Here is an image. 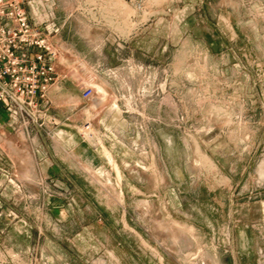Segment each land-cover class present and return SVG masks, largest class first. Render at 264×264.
Instances as JSON below:
<instances>
[{
    "label": "rangeland",
    "instance_id": "obj_1",
    "mask_svg": "<svg viewBox=\"0 0 264 264\" xmlns=\"http://www.w3.org/2000/svg\"><path fill=\"white\" fill-rule=\"evenodd\" d=\"M25 9L70 89L37 140L5 119L0 264H264V0Z\"/></svg>",
    "mask_w": 264,
    "mask_h": 264
},
{
    "label": "built area",
    "instance_id": "obj_2",
    "mask_svg": "<svg viewBox=\"0 0 264 264\" xmlns=\"http://www.w3.org/2000/svg\"><path fill=\"white\" fill-rule=\"evenodd\" d=\"M30 1L0 0V110L26 132L42 128L45 121L55 123L45 109L47 93L68 76L59 66L65 49L52 39L59 27L35 20L25 9ZM93 93V87L84 86L81 97L88 99ZM77 130L89 136L91 123Z\"/></svg>",
    "mask_w": 264,
    "mask_h": 264
},
{
    "label": "crops",
    "instance_id": "obj_3",
    "mask_svg": "<svg viewBox=\"0 0 264 264\" xmlns=\"http://www.w3.org/2000/svg\"><path fill=\"white\" fill-rule=\"evenodd\" d=\"M36 1H37V0H31V1H30V6H32V8L35 6V2H36ZM48 18H49V15H47L46 19L43 18L42 21H46V20H48ZM74 51H75L76 54H78V56H79L80 59L86 57V55H84V53H83L82 50L75 48ZM99 63H100V59L98 58L97 61H96V65L99 66ZM55 85H58V86L61 87L63 90L66 89V86H67L68 88L70 87V86H69L70 83H69L68 80H66V79H65V80H62V81H60V82H58V83L55 84ZM55 85H54V86H55ZM51 88H53V86H52ZM51 88L49 89V91L51 90ZM69 89H70V88H69ZM49 91H48V92H49ZM71 93H72V92H71ZM72 94H73L72 96H73L74 98H76L75 93H72ZM47 96H48V98H49V101H50V102H53V100H52V98H51V95L48 94ZM54 115L60 117L61 119H64V120L66 119V117L63 118V115H60V113H54ZM5 117H6V116L4 115V113L0 110V124L3 123L4 126H5V127H3V131H2V130L0 131V136H2V137L5 136L6 133L9 132L8 127H6V125H5V124H6V123H5V119H7V118H5ZM0 126H1V125H0ZM35 129H36L37 131H35ZM31 130H34V131H31ZM38 131H39V130H38L36 127L31 128V129H30V132H29V131L26 132L27 139L33 141V140L35 139V137H36L35 135H38V134H39V135L41 136V134H40ZM5 132H6V133H5ZM34 132H35V133H34ZM29 134H32V135L34 134V136H33L32 138H29ZM2 137H1V138H2ZM36 140H37V137H36ZM38 158L40 159V154H39V153H38ZM40 161H41V160H40ZM40 164H44V163L41 161ZM48 164H49V165H48ZM56 165H57V164H56ZM46 166L48 167V168H47L48 171H50L52 167H56V166H53V164L50 163V162H49V163H46ZM57 166H58V165H57ZM59 167H60V166H59ZM57 169H58V168H57ZM61 169H62V168H61ZM57 176L60 177L61 175L58 174ZM56 180H58V179H56Z\"/></svg>",
    "mask_w": 264,
    "mask_h": 264
}]
</instances>
